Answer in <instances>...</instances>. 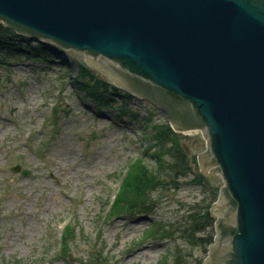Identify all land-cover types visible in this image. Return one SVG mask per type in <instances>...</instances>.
<instances>
[{"label": "rangeland", "instance_id": "obj_1", "mask_svg": "<svg viewBox=\"0 0 264 264\" xmlns=\"http://www.w3.org/2000/svg\"><path fill=\"white\" fill-rule=\"evenodd\" d=\"M15 42L21 50L0 51V264H176L175 255L180 264L205 259L203 249L181 237L187 218L208 199L205 188L210 187L190 182L194 175L171 182L159 168L167 179L151 190L149 213L117 201L126 197L121 188L137 161L149 176L160 174L145 137L151 126L166 123V115L142 99L123 97L111 84L114 94L104 98L108 103L86 96L76 82L84 54L51 52L45 42L37 44L46 50L34 51L33 41ZM92 74L107 81L95 69ZM184 136L180 146L197 160L205 140L200 133ZM15 166L20 171L14 172ZM206 175L211 186H224L216 171ZM156 222L168 236L150 232L145 237Z\"/></svg>", "mask_w": 264, "mask_h": 264}, {"label": "water", "instance_id": "obj_2", "mask_svg": "<svg viewBox=\"0 0 264 264\" xmlns=\"http://www.w3.org/2000/svg\"><path fill=\"white\" fill-rule=\"evenodd\" d=\"M0 22L201 132L224 181L205 264H264V0H0Z\"/></svg>", "mask_w": 264, "mask_h": 264}, {"label": "trees", "instance_id": "obj_3", "mask_svg": "<svg viewBox=\"0 0 264 264\" xmlns=\"http://www.w3.org/2000/svg\"><path fill=\"white\" fill-rule=\"evenodd\" d=\"M18 38L14 33L6 30L0 24V51L5 49V52H14L15 50H21V47L18 43H16V39ZM40 45H44L39 43ZM38 44L32 46L31 48L34 51L46 50L42 46ZM22 46V45H21ZM45 46V45H44ZM51 48V47H50ZM79 74V85H81L80 89L86 92V95L89 98L96 99V102L99 103H108L109 101L105 98V93H108L109 97H111L114 92H110L108 86L105 82H101L97 78H95L92 74V71L83 65L78 67ZM114 91H118V89L113 87ZM120 111L124 113V111L120 108ZM185 139L179 134H176L171 130L167 123L163 124H155L150 127V134L145 137V140L149 141V145L147 146L146 151H151L152 157L156 160L157 171L159 168H163L166 172L167 178L171 182H175L177 179L188 178L191 175H194L195 178H191L190 182L195 183L197 185H201L202 187H206L207 185L210 187L209 190L207 188L208 199L204 203L203 206H199L195 212L190 214L186 221V228L182 229V236L184 237L190 245L194 247H198L199 249H203L204 253L207 251V247L213 241V222L214 218L211 215L209 208L211 204L216 200L218 195L219 187L211 186L209 181L212 180L210 178H206L202 176L198 172V166L195 157L189 159L188 156L185 155L182 147L180 146L181 141ZM167 157V161L164 159ZM165 163H164V162ZM134 164V163H133ZM132 164V165H133ZM162 170L160 174L156 176L153 174L152 176L148 175L146 168L143 166V162L137 161L133 167H131L128 177L125 179L124 184L121 188V193L125 198H133L132 201L128 202L125 198L119 197L117 201L125 202L124 208L138 209V213H149L150 210L146 208L149 203H154L152 201V192L151 190L157 185L163 184L167 178L163 177ZM133 192V195H132ZM167 230L160 223H154L149 226L147 229V233L145 237L150 236V232L152 234H159L161 237L168 236L165 232ZM176 264H180L179 255L174 256ZM191 264H202V260L195 259Z\"/></svg>", "mask_w": 264, "mask_h": 264}]
</instances>
